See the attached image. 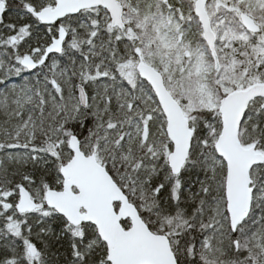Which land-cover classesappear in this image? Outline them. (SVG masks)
Here are the masks:
<instances>
[{
	"label": "snow or ice",
	"instance_id": "1",
	"mask_svg": "<svg viewBox=\"0 0 264 264\" xmlns=\"http://www.w3.org/2000/svg\"><path fill=\"white\" fill-rule=\"evenodd\" d=\"M0 264H264V0H0Z\"/></svg>",
	"mask_w": 264,
	"mask_h": 264
}]
</instances>
